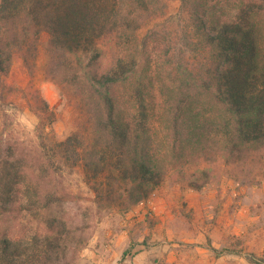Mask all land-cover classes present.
<instances>
[{"label":"trees","instance_id":"trees-1","mask_svg":"<svg viewBox=\"0 0 264 264\" xmlns=\"http://www.w3.org/2000/svg\"><path fill=\"white\" fill-rule=\"evenodd\" d=\"M177 3L173 15L155 23L164 17L163 0H0V116L7 93L21 95L37 118L36 138L55 122L33 85L42 46L45 78L71 94L78 114L76 129L53 142L63 155L58 163L72 173L94 161L84 167L98 204L119 199L128 209L168 172L181 181L189 174L190 187L201 189L208 178L200 176L210 171L200 169L204 163L264 165V0ZM16 64L28 78L24 88L7 82ZM2 141L0 220L7 221L31 205L22 192L35 186L26 183L13 143ZM45 156L51 163L53 155ZM190 166L198 167L186 174ZM36 188L42 202L38 182ZM57 197L49 192L46 205ZM37 215L64 228L62 219ZM63 238L51 227L25 239L1 232L0 264L57 262Z\"/></svg>","mask_w":264,"mask_h":264},{"label":"rangeland","instance_id":"rangeland-1","mask_svg":"<svg viewBox=\"0 0 264 264\" xmlns=\"http://www.w3.org/2000/svg\"><path fill=\"white\" fill-rule=\"evenodd\" d=\"M163 1L167 4L164 17L155 23L163 22L177 10V0ZM44 64L41 46L33 85L55 116V122L42 132V138H36L37 118L21 95L4 93V113L0 116V135H6L0 143H13L19 167L28 175L26 183L36 187L38 182L42 202L37 201V188L23 190V204L31 205H24L9 222L0 220V233L12 232L25 239L50 227L62 231L63 252L59 261L42 259L40 264H254L247 260L249 256L264 264L262 163L256 159L241 164L222 160L204 163L200 169L210 171L200 176L208 178L201 189L189 185L192 178L188 173L198 167L190 166L185 180L171 172L164 174L147 199L128 209H124L123 201L105 197L99 205L86 183L92 172L84 167L91 170L94 161L91 159L90 164L86 159L84 166H74L72 173L64 167V161L58 163V156L63 155L55 153L53 142L64 140L76 129L78 114L71 94L45 78ZM7 82L24 88L28 78L16 64ZM109 150L115 152V148ZM165 150L169 151L168 146L162 149L163 154ZM45 154L53 155L51 163ZM168 155L164 156L165 163L171 160V154ZM107 174L104 171L98 179L105 181ZM49 192L57 193L61 201L46 205ZM38 213L47 220L62 219L64 228L46 224Z\"/></svg>","mask_w":264,"mask_h":264}]
</instances>
